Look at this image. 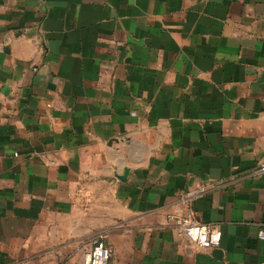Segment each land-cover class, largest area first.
Returning a JSON list of instances; mask_svg holds the SVG:
<instances>
[{
  "label": "crops",
  "instance_id": "0c3cea01",
  "mask_svg": "<svg viewBox=\"0 0 264 264\" xmlns=\"http://www.w3.org/2000/svg\"><path fill=\"white\" fill-rule=\"evenodd\" d=\"M262 162L264 0H0V264H264Z\"/></svg>",
  "mask_w": 264,
  "mask_h": 264
},
{
  "label": "built area",
  "instance_id": "2783aa9c",
  "mask_svg": "<svg viewBox=\"0 0 264 264\" xmlns=\"http://www.w3.org/2000/svg\"><path fill=\"white\" fill-rule=\"evenodd\" d=\"M259 171L264 173V162L260 163ZM206 192L205 187L189 191L182 197V204L189 210L187 213H175L168 215L167 219L178 227L181 233L192 243L202 248L218 247L221 244L223 231L217 226L198 223L194 218L193 202ZM259 237L264 240V229H260ZM111 258V250L106 242V235L98 233L91 249L85 254L82 264H108Z\"/></svg>",
  "mask_w": 264,
  "mask_h": 264
},
{
  "label": "water",
  "instance_id": "95a60500",
  "mask_svg": "<svg viewBox=\"0 0 264 264\" xmlns=\"http://www.w3.org/2000/svg\"><path fill=\"white\" fill-rule=\"evenodd\" d=\"M129 171L126 172V174L128 173ZM120 178H123L122 176H120Z\"/></svg>",
  "mask_w": 264,
  "mask_h": 264
}]
</instances>
